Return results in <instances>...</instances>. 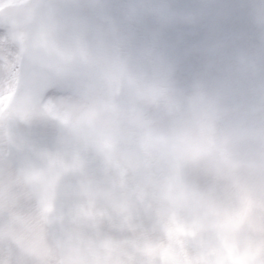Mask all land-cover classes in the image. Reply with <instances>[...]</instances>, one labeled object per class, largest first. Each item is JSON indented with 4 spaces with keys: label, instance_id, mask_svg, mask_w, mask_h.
I'll return each mask as SVG.
<instances>
[{
    "label": "clouds",
    "instance_id": "9594fccd",
    "mask_svg": "<svg viewBox=\"0 0 264 264\" xmlns=\"http://www.w3.org/2000/svg\"><path fill=\"white\" fill-rule=\"evenodd\" d=\"M0 264H264V0H0Z\"/></svg>",
    "mask_w": 264,
    "mask_h": 264
},
{
    "label": "rangeland",
    "instance_id": "374dc122",
    "mask_svg": "<svg viewBox=\"0 0 264 264\" xmlns=\"http://www.w3.org/2000/svg\"><path fill=\"white\" fill-rule=\"evenodd\" d=\"M178 4H190L193 0H176ZM209 33V29L205 27L193 29L190 27L179 26L168 34L169 41L173 43L178 42H192L194 40L204 39Z\"/></svg>",
    "mask_w": 264,
    "mask_h": 264
}]
</instances>
